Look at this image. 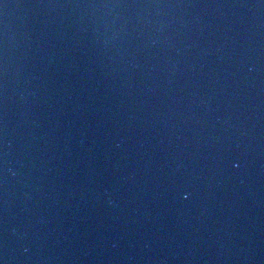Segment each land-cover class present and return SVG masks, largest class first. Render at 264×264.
Listing matches in <instances>:
<instances>
[{"label": "water", "instance_id": "water-1", "mask_svg": "<svg viewBox=\"0 0 264 264\" xmlns=\"http://www.w3.org/2000/svg\"><path fill=\"white\" fill-rule=\"evenodd\" d=\"M0 264H264V0H0Z\"/></svg>", "mask_w": 264, "mask_h": 264}]
</instances>
